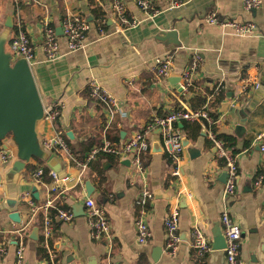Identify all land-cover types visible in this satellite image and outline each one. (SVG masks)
<instances>
[{
    "label": "crops",
    "instance_id": "1",
    "mask_svg": "<svg viewBox=\"0 0 264 264\" xmlns=\"http://www.w3.org/2000/svg\"><path fill=\"white\" fill-rule=\"evenodd\" d=\"M17 1L18 4L16 0H0V35L9 30L5 22L12 15L14 27L9 30V43L16 19L22 20L35 48L36 60L31 68L41 99L44 104L61 102L55 125L44 119L38 125L41 142L62 131L70 149L80 150L86 141L102 144L105 138L112 144H121L154 116L182 108L183 104L198 108L192 99L194 89L206 96L199 107L207 105L210 113L217 115L219 133L237 136L239 178L235 194L227 201L221 180L224 160L217 153L209 129L200 123L205 135L199 130L189 136L183 126L176 128L182 141L186 137L189 146L200 150L193 157L185 146L181 177L172 174L171 154L161 127L149 131L146 168L140 177L131 155H115L114 159H104L101 167L92 166L96 159L91 161L80 184L79 167L61 153L45 149L46 159H32L14 176L9 174L12 164L0 166V264H16L21 237L26 243L25 264L48 263L38 252L41 245L49 255H56L54 261L49 256L52 264L56 260L58 264H226L224 249L198 253L192 246L193 232L198 228L211 239L213 247L215 235L223 231L221 217L225 210L242 227L240 254L244 264H264V184H256L257 176L264 172V140L258 139L264 133V92L258 94L257 89H252L235 102L244 78L260 84L264 79V0L252 11L244 9V0H181L179 5L172 0H152L156 10L153 17L139 8L138 0H125L128 11L141 21L126 29H120L109 16L110 0ZM96 7L106 14L105 29L94 20L91 10ZM214 10L222 18L254 21L258 32L243 35L231 26L209 23L207 16ZM72 14L87 17L90 28L83 47L70 52L62 21ZM46 19L55 27L61 47L62 55L55 60H46L42 48ZM169 30H175L176 37L163 40L160 32ZM169 54L173 58L170 74L155 76L151 67L158 58ZM194 58H199L200 65L193 73L190 95L184 97L180 88L182 75ZM91 79L116 99L118 106L113 116L90 99L87 85ZM217 86H221V92L216 96L224 94V98L219 105H213L216 96H210ZM228 102L231 107L225 111L222 104ZM242 122L246 130L239 137L235 126ZM3 143L15 149L11 139H5L2 146ZM88 151L73 153L83 157ZM39 165L56 170L59 179L45 174L37 180L35 171ZM100 168L103 176L98 174ZM66 176L69 180H62ZM87 180L95 188L91 196L87 194ZM145 185L153 192L161 189L164 197L154 195L153 201L143 205ZM87 197L108 212L110 235L103 239L92 236L81 206ZM49 200L53 206L47 211L32 213L31 202L44 205ZM58 203L66 207L54 208ZM175 205L180 211V242L177 252L169 254L165 250V219ZM52 208L56 209L54 218ZM59 209L72 211L74 218H60ZM13 211L19 213L20 222L9 217ZM46 217L53 225L48 238L44 235ZM141 219L151 231L145 244L137 237ZM35 227L39 228L38 239L32 237Z\"/></svg>",
    "mask_w": 264,
    "mask_h": 264
},
{
    "label": "built area",
    "instance_id": "2",
    "mask_svg": "<svg viewBox=\"0 0 264 264\" xmlns=\"http://www.w3.org/2000/svg\"><path fill=\"white\" fill-rule=\"evenodd\" d=\"M172 1L174 5H179L182 2L181 0ZM16 2L18 4L17 0ZM137 2L139 8L148 14L149 17H153L155 15L156 10L152 0H138ZM110 3L109 16L120 29L135 27L141 23L140 19L128 11L125 0H110ZM243 6L245 10L252 11L253 9H257L261 6V0H244ZM207 21L217 25L231 26L237 33L243 35H253L258 32V27L254 21H239L237 19L222 18L218 16L215 10L207 16ZM62 28L64 36L67 39L68 49L72 52L83 47L87 31L90 28V21L84 15L72 14L63 19ZM100 30L104 33V30L101 27ZM42 48L46 60H55L62 55L55 27L47 19L43 22ZM8 50L14 55V57L20 56L25 58L30 65L35 63L36 57L33 41L24 23L19 18L16 19L15 33L9 40ZM172 63L173 58L170 54L158 58L154 66L151 67V71L157 77L169 75L172 70ZM199 65V58H194L188 68L185 69L182 75V82L180 83L182 96L188 97L190 95L189 89L192 85L193 73ZM251 79L252 78H244L241 81L240 94L235 98V102L238 103L241 101V94H247L252 89H258L260 87L261 84L258 80L253 81ZM221 86H217L215 92L210 97L218 95L221 92ZM87 88L90 99L99 103L108 113H110L111 116H113L118 106L116 99L106 89H104L96 79H91ZM60 105V101H52L48 104H44L43 119L55 125V121L59 116ZM183 121L198 122L209 129L208 133L215 143L217 153L219 157L224 160V172L226 173L227 178L224 183L223 196L228 201L229 197H232V195L235 194L238 187V155L234 154L231 149L226 146L225 140L215 135L211 126L216 123V120L211 115L207 105L193 109L188 108L183 104L182 108L175 109L165 115L154 116L149 120L143 129L137 131L129 140L115 145L105 138L102 144L93 147L83 157L77 156L73 153L62 131H58L49 137H45L41 143L45 149L56 151L59 154L61 153L67 160L74 162L77 167H79L80 174L78 177V183L80 184L84 181V173L91 165L90 162L96 159L101 152L111 153L116 156L131 155L132 163L140 177L143 175L146 168L144 155L149 149V131L154 127H161L164 130V143L167 146L168 152L171 154V163L173 166L172 174L175 177H181V161L185 152V146L183 145L181 135L176 133L175 126L177 123ZM7 138L12 140V136L10 134ZM258 139L264 140V133L259 134ZM7 148L5 149L2 144L0 146V166L13 164V162L17 159L16 150L8 146ZM262 148L264 150V145ZM45 174L46 172L44 167L39 166L35 171V178L40 181ZM47 174L53 178L59 179L56 170H48ZM62 180L67 181L69 180V177L66 176L62 178ZM256 184H264V172L257 176ZM153 200L154 192L145 185L142 190L141 203L146 206ZM52 206V200L47 201L44 205H36L34 202H31L30 204L33 214H36V212L40 209L47 211ZM84 206L86 215L89 219L93 238L95 240H100L109 236L111 227L108 212L105 207L97 204L91 197H87L84 200ZM58 215L64 220H71L74 218L72 211L65 209H59ZM179 219V207L178 205H175L171 208L165 219V250L169 254H175L179 247ZM221 222L224 226L222 233L226 242V246L224 248L226 264H244L240 254L242 227L231 217L228 210L223 212ZM52 230V222L49 217H46L44 220L45 238H48L51 235ZM150 235L151 231L147 222L141 219L138 222L137 237L139 242L141 244L147 243ZM192 246L196 251H198V253H207L213 249L211 239L198 228L193 232ZM25 248V240L21 237L19 246L16 250V264H25ZM49 256L53 261L56 258V255L54 254H50Z\"/></svg>",
    "mask_w": 264,
    "mask_h": 264
},
{
    "label": "water",
    "instance_id": "3",
    "mask_svg": "<svg viewBox=\"0 0 264 264\" xmlns=\"http://www.w3.org/2000/svg\"><path fill=\"white\" fill-rule=\"evenodd\" d=\"M5 26L9 30L14 27L12 15L7 17ZM9 30L0 35V140L7 138L9 133L12 136L17 159L11 165L9 174L14 176L22 172L31 159H46L47 153L42 148L38 134V125L44 116V103L37 88L31 65L23 57H14L7 49ZM160 34L165 37L163 40L167 38L173 40L176 37L175 30L161 31ZM263 92L264 79L261 80V85L257 89L258 94ZM222 106L225 111H228L231 103H223ZM179 125L183 126V123L180 122ZM245 130L243 122L235 126V133L239 137L243 136ZM200 133L205 135L203 129L200 130ZM183 145L188 147L193 157L199 155L200 150L189 146V140L186 137L183 138ZM3 147L7 148L4 143ZM226 178L227 175L224 172L221 180L225 183ZM85 186L88 196H91L95 189L91 181L87 180ZM154 195L155 197L159 195L164 197L161 189L155 190ZM81 206L84 210L85 206ZM9 217L15 222H20V215L17 211L11 212ZM32 237L39 238L38 227L33 229ZM225 246L224 235L220 232L214 237L213 249L221 250Z\"/></svg>",
    "mask_w": 264,
    "mask_h": 264
},
{
    "label": "trees",
    "instance_id": "4",
    "mask_svg": "<svg viewBox=\"0 0 264 264\" xmlns=\"http://www.w3.org/2000/svg\"><path fill=\"white\" fill-rule=\"evenodd\" d=\"M92 13H93V16H94V20L100 24L104 29L108 27V19L106 18V14L105 12L101 9V7H96V8H93L92 10ZM194 92H196V95L192 98L193 101H194V106L195 107H199L201 105H203V103L206 101V96L202 95L201 92L199 91H196L194 89H192ZM222 98H224V94H220L219 96H216L215 97V100L214 102L212 103L213 105L215 104H220L221 103V100ZM213 116V118L215 119L216 118V114L213 112L211 114ZM216 120V119H215ZM183 128L185 131H187V133H189V136L192 135V134H197L200 130V125L199 123L197 122H191V121H183ZM176 128L179 127V123L176 124L175 126ZM211 128L213 129V131L216 132L217 134V137L219 138H222L223 140H225L226 142V146L231 149V151L234 153V154H238L240 149L237 148V143H238V138L236 135L234 134H229V133H219L218 131V127H217V124H213L211 126ZM67 140H68V137L66 136ZM100 141L99 142H96V143H93V142H89V141H86L85 143H83V145L81 146L80 150H77L75 147H72L71 150L75 153V154H83L84 152L88 151L89 149H91L94 145L96 146H99L100 144ZM2 142H0V146H1ZM99 144V145H98ZM245 145H248L249 146V142H246ZM94 146V147H96ZM145 157V156H144ZM106 158H109V159H114L115 158V155L114 154H111V153H106V152H101L99 153V155L97 156L95 162L92 163V166L94 165H99L101 167L102 165V161ZM39 162V161H37ZM101 170L98 171V174L100 176H103V173H104V170H102V168H100ZM45 172L47 174L48 170L45 169ZM48 175V174H47ZM104 177H101V181H103ZM60 208V207H66L65 204H60L58 203L57 206H55L54 208ZM53 218L54 216L56 215V209H51L50 210ZM38 252L39 254L41 255V257L43 259H46L48 260V263L47 264H52L51 261H49L50 257H49V252L47 251V248H44L42 245L39 246L38 248ZM55 264H58L57 260H56V263Z\"/></svg>",
    "mask_w": 264,
    "mask_h": 264
},
{
    "label": "bare ground",
    "instance_id": "5",
    "mask_svg": "<svg viewBox=\"0 0 264 264\" xmlns=\"http://www.w3.org/2000/svg\"><path fill=\"white\" fill-rule=\"evenodd\" d=\"M60 113V112H59ZM58 118V117H57ZM43 120V119H42ZM41 122V121H40ZM57 121H55V123H56ZM40 124V123H39ZM10 134V133H9ZM6 139V138H5ZM5 139H3V140H0V142H3ZM5 144V143H4ZM6 145V147H7V144H5ZM42 148L45 150V148L42 146ZM6 149V148H5ZM8 149V148H7ZM53 151V150H52ZM58 153V152H57ZM34 159H36V158H34ZM38 159V158H37ZM32 160V159H31ZM39 160H42V159H39ZM95 160V159H94ZM93 161V160H92ZM40 166V165H39ZM38 166V167H39ZM37 167V168H38ZM44 170H45V168H44ZM167 217V216H166ZM150 229V228H149Z\"/></svg>",
    "mask_w": 264,
    "mask_h": 264
},
{
    "label": "rangeland",
    "instance_id": "6",
    "mask_svg": "<svg viewBox=\"0 0 264 264\" xmlns=\"http://www.w3.org/2000/svg\"><path fill=\"white\" fill-rule=\"evenodd\" d=\"M1 32V31H0ZM7 49H8V45H7ZM8 139V138H7Z\"/></svg>",
    "mask_w": 264,
    "mask_h": 264
}]
</instances>
